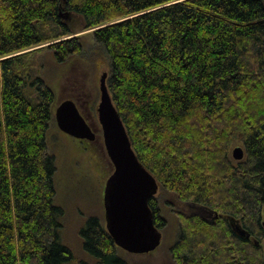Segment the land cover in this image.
<instances>
[{
    "label": "trees",
    "instance_id": "trees-1",
    "mask_svg": "<svg viewBox=\"0 0 264 264\" xmlns=\"http://www.w3.org/2000/svg\"><path fill=\"white\" fill-rule=\"evenodd\" d=\"M79 28H96L110 58L109 89L139 159L189 207L178 213L177 263L264 264V0H0V264L73 257L48 142L56 95L26 63L53 41L58 62L80 55ZM149 204L164 228L157 198ZM81 236L93 264H129L100 217Z\"/></svg>",
    "mask_w": 264,
    "mask_h": 264
},
{
    "label": "rangeland",
    "instance_id": "rangeland-1",
    "mask_svg": "<svg viewBox=\"0 0 264 264\" xmlns=\"http://www.w3.org/2000/svg\"><path fill=\"white\" fill-rule=\"evenodd\" d=\"M79 30L72 35L84 36L86 50L83 53L72 55L67 61L60 63L56 60L54 51L48 46L56 41L49 42L31 49L26 68L37 71L38 75L53 88L56 95L48 142L50 152L57 162L55 202L62 206L65 212L62 216V227L59 229L60 239L73 253L72 259L67 264H93L95 258L84 250L81 229L91 216L100 217L106 225L105 180L113 172L114 166L105 148L96 107L100 101L101 75L105 71L109 73L111 64L104 47L97 44L94 39L96 28H79ZM80 97L82 98L79 99ZM66 98L79 99L80 103L84 101L83 99L92 101L94 106L88 109L87 102L85 111L91 115L97 126L96 140L83 141L84 143L81 144L77 138L59 128L55 110ZM236 146L244 148L241 142H235L231 153ZM155 197L161 215L167 220L166 226L161 228L162 243L150 253H131L121 248V253L129 264H178L171 253V246L180 235L181 221L178 213L189 212V207L178 200L175 193L164 189L161 184ZM207 218L212 217L207 216ZM262 247L264 251V239Z\"/></svg>",
    "mask_w": 264,
    "mask_h": 264
},
{
    "label": "water",
    "instance_id": "water-1",
    "mask_svg": "<svg viewBox=\"0 0 264 264\" xmlns=\"http://www.w3.org/2000/svg\"><path fill=\"white\" fill-rule=\"evenodd\" d=\"M109 73L100 78L99 121L105 148L114 170L106 181L104 208L106 229L116 245L131 253H150L162 243L163 233L155 224L150 199L160 188L157 177L139 159L124 121L113 101L108 85ZM59 128L78 138L95 139L96 133L72 99L62 101L55 110ZM232 155L243 159L244 148L236 146ZM212 215V212L201 207ZM218 217V213L215 214ZM233 229L242 237L250 233L239 220L230 217ZM264 224V222H263Z\"/></svg>",
    "mask_w": 264,
    "mask_h": 264
},
{
    "label": "flooded vegetation",
    "instance_id": "flooded-vegetation-1",
    "mask_svg": "<svg viewBox=\"0 0 264 264\" xmlns=\"http://www.w3.org/2000/svg\"><path fill=\"white\" fill-rule=\"evenodd\" d=\"M108 81V80H107ZM100 96H101V92H100ZM82 97H80L79 99H81ZM66 99H72V100H74L75 101V103H76V105H77V107L79 108V110H80V112H81V114L85 117V119L87 120V122H88V124L92 127V129L95 131V133H96V137H95V139H93V140H90V139H87V138H78V137H75V136H73V137H75V138H77L80 142H81V144L82 143H84L83 141H94V140H96V138H97V126L95 125V122H94V120L91 118V115H89L88 113H86V111H85V104L88 102V104H87V108L88 109H90V108H92V106H94L93 105V103H92V101H89V100H86V99H83L84 101L82 102V103H80L79 102V99H76V98H66ZM66 99H64V100H66ZM101 99V98H100ZM63 100V101H64ZM99 103H100V101H99ZM99 103H98V105H97V113H98V106H99ZM98 120H99V116H98ZM100 122V121H99ZM101 128H102V126H101ZM102 133H103V130H102ZM70 135V134H69ZM72 136V135H71ZM104 139V138H103ZM83 147L85 148V149H88L87 148V146H84L83 145ZM111 175V174H110ZM107 178H109V175H108V177ZM107 178H106V180H105V184H106V181H107ZM195 207V206H194ZM197 211L202 215V216H204V217H206L207 218V216H211L210 215V213L208 212V211H206V210H203V209H201L200 207L198 208L197 207ZM205 213V214H204Z\"/></svg>",
    "mask_w": 264,
    "mask_h": 264
}]
</instances>
